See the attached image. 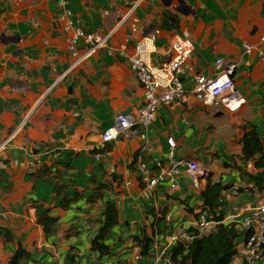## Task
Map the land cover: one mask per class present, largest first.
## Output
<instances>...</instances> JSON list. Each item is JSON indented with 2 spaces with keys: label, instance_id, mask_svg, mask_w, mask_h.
I'll use <instances>...</instances> for the list:
<instances>
[{
  "label": "crops",
  "instance_id": "crops-1",
  "mask_svg": "<svg viewBox=\"0 0 264 264\" xmlns=\"http://www.w3.org/2000/svg\"><path fill=\"white\" fill-rule=\"evenodd\" d=\"M65 8L73 17L67 31L58 0H0V141L17 131L0 153V229L11 236L0 233V264H8L19 245L30 253L27 264H132L140 254L133 238L145 233L152 240L155 211L171 214L174 230L187 229L200 203L187 179L179 177L175 193L163 183L151 190L135 170L139 159H163L169 139L175 157L196 159L214 180L232 185L222 192L224 214L264 202L263 193L247 191V177L234 168L253 172V160L241 159L244 131L255 128L264 142V65L243 51L264 33V0H67ZM164 12L177 16V30H165ZM132 23L137 32L125 42ZM74 28L111 35L106 49L62 76L72 62L67 44ZM154 29V64L168 59L178 37L191 40L194 50L181 74L186 89L196 74L220 71L217 58L237 62L234 84L243 103L229 110L188 95L155 112L147 129L151 152H141L139 138L102 143L116 114L134 113L142 104L127 56ZM107 201L116 206L118 224L106 240L109 254L99 256L90 241ZM39 207L57 219L50 235L37 222ZM160 225L155 236L169 243L175 232ZM236 248L232 264L239 263Z\"/></svg>",
  "mask_w": 264,
  "mask_h": 264
},
{
  "label": "built area",
  "instance_id": "built-area-1",
  "mask_svg": "<svg viewBox=\"0 0 264 264\" xmlns=\"http://www.w3.org/2000/svg\"><path fill=\"white\" fill-rule=\"evenodd\" d=\"M58 1L62 6V17L65 20L64 30L67 31L73 24L72 13L65 8L67 0ZM137 4L132 7V10ZM130 14L128 13L127 17ZM136 32V24L132 23L125 42L131 40ZM158 33L159 30L154 29L141 36L134 44L132 53L127 56L129 68L143 91L142 104L134 113L116 114L112 125L101 133L102 143L113 142L119 136L127 139L139 138L144 143L141 152L144 150L148 153L151 152L152 149L146 147L147 129L153 121L155 112L160 107L182 102L188 95H192L198 101H210L214 105H222L229 110L237 109L243 103V97L236 90L234 84V76L239 67L237 62H224L222 58H217L215 63L220 65L221 70L212 76L196 74L192 85L186 89L181 74L194 50L191 40L178 37L169 46L168 59L160 64H154L152 56L156 53L155 41ZM110 35L111 33H83L80 29L74 28L67 44L72 62L64 70L62 76L78 68L98 50L106 49ZM80 45H83L82 52L78 49ZM121 49H124V46H121ZM243 51L248 55L255 53L264 65V33L259 37L257 44L245 43ZM16 133L17 131H13L0 141V153L6 149ZM167 144V152L163 159L149 157L147 160L139 159L136 162L135 170L139 179L148 189L154 190L163 183L168 192L175 193L181 190L179 177L184 176L192 191L198 194L209 170L196 159L185 160L175 157L174 140L169 139ZM93 157L97 160L99 154L95 153ZM193 216L187 229H180L179 232L172 235L169 243L163 244L155 235L156 232L162 230L160 223L164 224L166 230H174V226L171 225L172 217L171 214L162 216L158 211H155V219L151 225L152 233L155 234L151 240L149 253L146 256L134 255L132 264H138L140 259H146L150 261V264H187L171 260L169 253L171 247L179 242L184 248H187L193 239L213 232L218 223L233 224L241 237L237 244L241 250L238 264H264V203L254 206L244 205L235 214H224L221 221H216L214 215L199 203Z\"/></svg>",
  "mask_w": 264,
  "mask_h": 264
},
{
  "label": "trees",
  "instance_id": "trees-1",
  "mask_svg": "<svg viewBox=\"0 0 264 264\" xmlns=\"http://www.w3.org/2000/svg\"><path fill=\"white\" fill-rule=\"evenodd\" d=\"M162 25L165 30H177L179 21L175 14L164 12L162 15ZM240 143L242 145V160H253V172H246L242 167L234 166L238 171L244 174L248 180L247 191L253 195L257 193L264 194V142L260 139L255 128L244 131ZM227 167V166H226ZM231 188V185L222 184L221 181L213 179V174L208 173L201 184V189L197 196L200 205L208 209L216 221L223 218V191ZM245 189V190H246ZM238 188L237 191H245ZM62 203H64L62 201ZM63 205V204H62ZM37 222L43 229L45 235L54 233L57 219L49 214L48 210L41 207L37 209ZM118 224V213L114 203L107 201L104 203L102 211V220L96 234L90 241V250L96 252L99 256L109 254V248L106 244L112 229ZM6 240L11 238L6 229H0ZM134 242L140 249V255H148L150 238L142 233L134 237ZM241 237L233 227V224L218 223L213 232L201 235L192 240L191 244L184 248L177 242L169 251L171 260L174 262L182 261L187 264H232L237 255V244ZM30 253L20 245L9 258L8 264H27Z\"/></svg>",
  "mask_w": 264,
  "mask_h": 264
},
{
  "label": "rangeland",
  "instance_id": "rangeland-1",
  "mask_svg": "<svg viewBox=\"0 0 264 264\" xmlns=\"http://www.w3.org/2000/svg\"><path fill=\"white\" fill-rule=\"evenodd\" d=\"M3 152V151H2ZM232 186V185H231ZM264 203V202H263ZM174 232L175 233H177V232H179V229L178 228H176L175 230H174Z\"/></svg>",
  "mask_w": 264,
  "mask_h": 264
},
{
  "label": "water",
  "instance_id": "water-1",
  "mask_svg": "<svg viewBox=\"0 0 264 264\" xmlns=\"http://www.w3.org/2000/svg\"><path fill=\"white\" fill-rule=\"evenodd\" d=\"M170 1V0H169ZM164 5L168 6V2L164 1Z\"/></svg>",
  "mask_w": 264,
  "mask_h": 264
}]
</instances>
